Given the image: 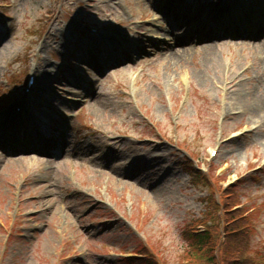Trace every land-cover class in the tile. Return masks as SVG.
<instances>
[{
	"label": "rangeland",
	"instance_id": "374dc122",
	"mask_svg": "<svg viewBox=\"0 0 264 264\" xmlns=\"http://www.w3.org/2000/svg\"><path fill=\"white\" fill-rule=\"evenodd\" d=\"M213 1L212 17L231 15L233 0L209 9ZM149 10L143 0H0V95L36 65L55 105L31 132L40 135L47 117L75 127L59 135L44 125L41 135L56 140L47 159L0 156V264H142L145 255L159 264H264V37L252 45L264 11L249 36L235 34L240 41L205 48L166 30L159 54L146 49L154 59L138 67L131 58L110 79L91 71L85 45L109 39L81 36L74 21L114 35L132 29L134 43L135 35L150 43L136 26ZM65 62L87 69L88 82L74 81ZM204 234L210 245H195Z\"/></svg>",
	"mask_w": 264,
	"mask_h": 264
},
{
	"label": "trees",
	"instance_id": "16d2710c",
	"mask_svg": "<svg viewBox=\"0 0 264 264\" xmlns=\"http://www.w3.org/2000/svg\"><path fill=\"white\" fill-rule=\"evenodd\" d=\"M185 169H186V171L187 172H190V174H192L193 176H195V174H194V172L192 171L193 169H192V166H191V164H186L185 163ZM191 169V170H190ZM210 238H209V235L208 234H204L203 236L202 235H199L198 236V238L196 239V242H195V245H198L199 247H208L209 245H210ZM194 240H190L189 242V244L191 245L192 243H194L193 242ZM145 250H143V252H144ZM146 256V258L148 259V260H146V261H144V262H141V261H139L140 263H142V264H159L158 263V260H157V258H156V260H153V259H151L152 257H150V256H147V255H145Z\"/></svg>",
	"mask_w": 264,
	"mask_h": 264
},
{
	"label": "bare ground",
	"instance_id": "6f19581e",
	"mask_svg": "<svg viewBox=\"0 0 264 264\" xmlns=\"http://www.w3.org/2000/svg\"><path fill=\"white\" fill-rule=\"evenodd\" d=\"M174 60H176V62H177L178 60H180L179 56H178V55L175 56Z\"/></svg>",
	"mask_w": 264,
	"mask_h": 264
}]
</instances>
